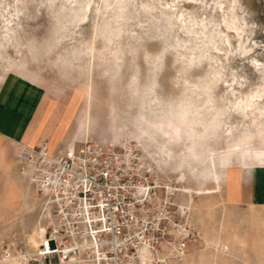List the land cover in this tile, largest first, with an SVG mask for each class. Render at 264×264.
I'll return each instance as SVG.
<instances>
[{"label": "rangeland", "instance_id": "obj_1", "mask_svg": "<svg viewBox=\"0 0 264 264\" xmlns=\"http://www.w3.org/2000/svg\"><path fill=\"white\" fill-rule=\"evenodd\" d=\"M88 2L89 7L84 9L85 0H0V82L2 73H15L45 90L43 107L29 134L36 140L43 136L55 151L68 146L71 140H75V147L88 140L120 148L163 179L181 207L192 210V222L199 235L188 255L175 264H264V204L228 205L224 198L227 181L223 179L225 169L235 164L229 147L238 136L248 133L257 149L264 137L259 134L264 132V117L257 111L264 106V95L251 100V107L240 109L238 116L232 111L250 96L264 93V0ZM209 45L220 51L208 52L202 60ZM170 61L174 67H170ZM190 64L208 67L194 79L192 73L197 69L186 71ZM154 68L160 71L153 72ZM153 75L157 86L148 92L144 83ZM19 76L16 77L32 85ZM133 81L134 94L130 96L128 83ZM89 84L93 88L90 110L85 92ZM209 86H213L210 99L206 95ZM174 98L175 104H170ZM221 109L224 114L216 117ZM88 110L91 132L84 138L80 124ZM212 117L216 119L214 128L223 129V120L231 133L222 142L208 139L212 131L206 126ZM49 123L55 124L54 128ZM10 144L12 151L7 146L0 155V166L4 165L6 172L0 174V203L4 189L7 194L16 192L12 178L18 173L14 163L16 146ZM163 144L173 151L172 158L190 156L183 163L187 176L184 184L177 181L167 165L154 160ZM206 146L213 152L205 150ZM193 149L199 152L196 158L192 157ZM208 156L220 177L221 192L194 195L192 200L175 192L179 187L196 188L203 183L204 187H213L202 175L209 165ZM190 165H196L194 174L189 171ZM238 165L233 167V175L234 169L243 172L242 166L256 165L255 172H261L264 178V162L249 158V154L241 155ZM24 180L22 208L21 203L16 212L0 207V260L30 251L29 261L43 249L51 250L44 247L46 241L38 247L28 244L45 210L43 198L27 177ZM42 217L41 222L48 228V219Z\"/></svg>", "mask_w": 264, "mask_h": 264}, {"label": "built area", "instance_id": "obj_2", "mask_svg": "<svg viewBox=\"0 0 264 264\" xmlns=\"http://www.w3.org/2000/svg\"><path fill=\"white\" fill-rule=\"evenodd\" d=\"M18 170L52 217L45 248L29 261L67 264H175L199 235L192 210L181 207L165 181L117 147L86 142L51 153L47 141L23 146ZM90 242L81 254L80 244Z\"/></svg>", "mask_w": 264, "mask_h": 264}, {"label": "crops", "instance_id": "obj_3", "mask_svg": "<svg viewBox=\"0 0 264 264\" xmlns=\"http://www.w3.org/2000/svg\"><path fill=\"white\" fill-rule=\"evenodd\" d=\"M13 75L19 76L15 73ZM13 75L1 74L3 81L0 82V155L7 146H10V151H12L13 145L11 146L10 143L16 146L14 163L18 173L15 177L19 181L12 177L16 185V192L7 194L4 189L0 207L4 206L9 208L10 211L16 212L19 203H21L20 209L22 208L20 195L24 193L26 185L24 177L18 170L17 154L22 146L34 147L45 140L43 136L36 140L32 134H29L30 128L34 125L39 111L43 107L45 90L41 85L23 76L19 77L32 82V85L26 84V82ZM51 121L52 118L50 123ZM54 125H52L53 128ZM242 167L245 168L246 172L238 171L226 183L224 198L227 204L235 207L264 204V178L262 173L255 172L256 165H244ZM0 174L1 176L6 174L4 165L0 166ZM250 174H254V176ZM0 190H2L1 187ZM1 218L2 215L0 214Z\"/></svg>", "mask_w": 264, "mask_h": 264}, {"label": "bare ground", "instance_id": "obj_4", "mask_svg": "<svg viewBox=\"0 0 264 264\" xmlns=\"http://www.w3.org/2000/svg\"><path fill=\"white\" fill-rule=\"evenodd\" d=\"M92 1V0H91ZM109 4V3H108ZM89 2H88V4H87V7L85 8L84 7V9H87L88 7H89ZM86 11H88V10H86ZM85 15V14H84ZM235 18V17H234ZM231 19V18H230ZM230 21V20H229ZM228 21V22H229ZM227 22V23H228ZM232 22V21H231ZM230 22V24H232ZM236 23V22H235ZM227 26L229 27V28H233L231 25H229V23L227 24ZM233 26H236V25H233ZM227 27V28H228ZM239 28V27H238ZM236 30V29H235ZM8 31H10V30H8ZM189 32V31H188ZM238 32H239V30H238ZM240 33V32H239ZM218 35V34H217ZM220 36V35H219ZM228 38V37H227ZM226 38V39H227ZM225 39V40H226ZM228 42H229V40H228ZM210 43V42H209ZM211 44V43H210ZM108 53V52H107ZM105 55V54H104ZM218 74V73H217ZM218 79V78H217ZM85 92H86V94H87V107H88V109L90 110V107H91V101H92V99H93V88H92V85L91 84H89V85H87L86 86V88H85ZM264 95V93L263 94H257V95H252V96H250L249 98H248V100L247 101H243L244 103H243V105L240 107V109L241 110H243V111H245L247 108H250L251 107V100L253 101V99H260L262 96ZM64 104V103H63ZM256 105V104H255ZM264 105V104H263ZM57 108V107H56ZM230 108V107H229ZM61 110H63V109H61ZM88 110V112H87V115H86V118L81 122V124H80V132H81V136L82 137H84V138H87V137H89L88 135H89V133L91 132V115H90V111ZM257 110V109H256ZM256 110H255V112H256ZM55 111V110H54ZM187 111V110H186ZM257 111H260V113L259 114H261L263 117H264V106L259 110V108H258V110ZM189 112V111H188ZM188 112H186V113H188ZM247 112V111H246ZM254 112V111H253ZM227 113V112H226ZM248 113V112H247ZM222 114H224L223 112H222ZM183 115H185V114H183ZM244 115V114H243ZM176 116V115H175ZM180 116H182L181 114H180ZM186 116V115H185ZM222 116V115H221ZM224 116V115H223ZM184 117V116H183ZM182 117V118H183ZM260 117V116H259ZM187 118V117H186ZM63 119V118H62ZM195 119V118H194ZM197 119V118H196ZM212 119H213V117H212ZM211 119V120H212ZM180 120H181V118H180ZM187 120H191V119H187ZM210 120V121H211ZM255 120V119H254ZM209 121V122H210ZM253 121V120H252ZM187 122V121H186ZM195 122V121H194ZM255 122V121H254ZM264 122V121H263ZM58 123V122H57ZM188 123H192V121H190V122H188ZM187 124V123H186ZM185 124V125H186ZM194 124V123H193ZM195 124H198V123H195ZM181 126H182V124H181ZM191 126V125H190ZM264 126V125H263ZM262 126V127H263ZM64 127H65V124H64V126H62L61 127V131H63L64 130ZM194 127H196V125H194ZM207 127V126H206ZM186 128V127H185ZM198 128V127H197ZM187 129V128H186ZM263 129V128H262ZM177 130V129H176ZM178 131H180V130H178ZM198 131V130H197ZM201 131V130H200ZM203 131V130H202ZM263 131V130H262ZM191 132V131H190ZM196 132V131H195ZM192 133V132H191ZM200 133V132H199ZM76 135V134H75ZM180 136V135H179ZM242 137H243V139H242ZM155 138V137H154ZM83 139V138H82ZM197 140V139H196ZM196 140H195V142H196ZM74 142H75V140H74ZM74 142H72V140H71V142H70V144L68 143V146L66 145L65 147L66 148H68L69 149V151L70 152H73V151H75V149L77 148V147H75V144H74ZM86 142H88V140L87 141H85V142H82V144L83 143H86ZM192 143V142H191ZM158 144V143H157ZM194 144V143H193ZM47 146H48V148H49V150H50V152L51 153H53L55 150L54 149H52L51 147H50V144H49V142H47ZM157 146V145H156ZM23 147V146H22ZM62 147V146H61ZM60 147V148H61ZM259 147L260 148H262V149H259ZM230 149V153H232L233 154V156L235 157V164L234 165H232V166H228L226 169H225V171L223 172V179H224V181H225V179H226V181L228 182L229 181V179L233 176V174H232V169H233V167L235 166V167H240L239 165H238V163H239V161H240V158H241V155H244V156H247L248 154H249V158H252V159H254L255 161H257V159H256V155L257 154H259V153H261V152H264V137L263 138H261L260 139V146H258V149H257V147H254L253 146V144L249 141V134L248 133H241L239 136H238V138H237V140L236 141H234V143L229 147ZM253 148V149H252ZM254 148H256V149H254ZM198 149V148H197ZM203 149V148H202ZM205 150H207L209 153H212L213 152V150L210 148V147H208V146H206L205 147ZM226 150V149H225ZM20 151H21V148H20V150H19V152H18V154H17V159H18V156H19V154H20ZM219 151V150H218ZM156 152V151H155ZM160 154H159V157H154V156H156L155 154H157V153H153V155L154 156H152V157H154V160H156L157 161V163L158 164H164L165 166L167 165L168 166V168L170 169V171H171V173H173V174H175L176 175V177H177V181L180 183V184H184L185 183V181H186V174H185V168H184V162H186L187 161V159H188V157H190V156H187L186 154H184L183 156L180 154V155H177V157L176 158H172L173 157V151L170 149V148H168V146L167 145H165V144H163V145H161V147H160ZM215 152V151H214ZM149 153L151 154L152 152L151 151H149ZM214 154V153H213ZM212 155V154H211ZM225 155V154H224ZM199 156V152L198 151H196V150H192V157H198ZM227 156V155H226ZM133 156H131L130 158H132ZM175 157V156H174ZM212 157V156H211ZM216 157H219V156H216ZM223 157V156H222ZM207 158H210L209 156L207 157ZM230 158V157H229ZM231 158H233L232 156H231ZM200 160V159H199ZM198 160V161H199ZM19 161V160H18ZM201 161V160H200ZM220 161V160H219ZM224 161H225V158H224ZM223 161V162H224ZM204 162V161H203ZM206 162V161H205ZM218 162V161H217ZM214 163V162H213ZM212 160H211V158L209 159V165H208V168L206 169V171H203V173H202V175H203V177L204 178H206L208 181H210L211 183H213L214 185H213V187L212 188H207L206 186L204 187V183L203 184H199V186L198 187H196V188H192V187H187V186H184V187H179V188H177V190L175 189L174 191L175 192H177V193H180V194H183V195H185V196H187V197H190V199L195 195V196H198V197H204V196H210V195H214V194H217V193H220L221 192V185H220V183H219V180H220V177L218 176V174L216 173V172H214L213 171V169H212ZM227 164V163H226ZM203 165V164H202ZM218 165H220V164H218ZM200 166V165H199ZM207 166V165H206ZM222 167H224V166H222ZM197 168H196V165L195 166H191L190 165V167H189V171L190 172H192L193 174L197 171L196 170ZM234 171H235V173L234 174H236L237 172H238V170L237 169H234ZM189 172V173H190ZM192 173H191V175H192ZM21 174V173H20ZM22 175V174H21ZM220 175V174H219ZM22 176H24V175H22ZM24 177H26V176H24ZM197 177V176H196ZM199 178V177H198ZM200 179V178H199ZM198 180V179H197ZM223 181V182H224ZM31 183V182H30ZM198 183V182H197ZM205 185H207V184H205ZM29 186H31V184L29 185ZM181 186V185H180ZM192 200V199H191ZM186 201V200H185ZM190 202V201H189ZM45 201H44V199H43V210H45ZM191 203V202H190ZM43 214V213H42ZM44 215V216H43ZM42 216L40 215V217H39V219H38V225H39V227H34V229H33V233L31 234V236H30V238H29V245L31 246V247H33V246H41V244H43L47 239H46V233H47V227L45 226V225H43V223L41 222V217L42 218H44L45 216L48 218V217H52V214H51V212H50V210H49V207H47L46 206V211H44V214H43ZM44 220V219H43ZM45 245V244H44ZM29 246V247H30ZM28 248V247H27ZM43 249V248H42ZM50 249H52L51 247H50ZM88 249H90V242L88 241V240H85V241H83V243H81L80 244V250H81V254H83V253H86L87 252V250ZM30 250V249H29ZM43 252H46V253H50L51 252V250H47V251H45V249H43ZM42 252V253H43ZM25 253V252H24ZM32 256V254L30 253V251H27V253L25 254V255H20V256H14V257H5V256H3L2 257V259L0 260V264H28V262L30 261H28V259L30 258ZM215 258V257H214ZM84 259V258H83ZM83 259L81 258V257H78V256H70V259H69V261H67V264H85V263H88V262H85V261H83ZM216 259V258H215ZM214 259V260H215ZM217 260V259H216ZM26 261H28V262H26ZM215 264V263H214Z\"/></svg>", "mask_w": 264, "mask_h": 264}, {"label": "snow or ice", "instance_id": "obj_5", "mask_svg": "<svg viewBox=\"0 0 264 264\" xmlns=\"http://www.w3.org/2000/svg\"><path fill=\"white\" fill-rule=\"evenodd\" d=\"M86 4H88V0H85ZM193 6H197L198 5H193ZM209 7H211V5H209ZM221 43H226V41H221ZM229 47H231V44L228 45ZM262 47H264V45H262ZM219 48L217 47H213L211 45L208 46V50L207 52H205L202 56H201V59L203 60L205 58V56L208 55V52H219ZM262 55H264V53H262ZM210 59V57H208ZM221 58L224 59L223 55L221 54ZM156 63L158 64L159 63V57L156 58ZM253 64H256V61H252ZM175 65L170 61V67H174ZM193 67H195L197 70L196 71H193L192 73V76L194 79L198 78L200 75H202V71L201 69L202 68H206L208 67V65H200V64H196V65H189L188 68L186 69V71H189L191 70ZM160 69L159 68H154L153 69V72H159ZM233 84L236 83L235 80L232 81ZM157 85L155 83V76L153 75L149 80L145 81L144 83V87L145 89L150 92L152 91L153 88H155ZM225 87L227 88V85H225ZM134 88V81L133 82H129L128 83V89H129V95H133L134 93L131 91L132 89ZM213 92V86H209L207 89H206V95H208L209 99L211 97V94ZM235 95V94H234ZM170 104H175V98L172 99L170 101ZM232 111L238 116L240 114V106L237 105L236 108L232 109ZM223 110H218L216 112V117H220L221 114H222ZM221 123L222 124H225V127L223 129H220L218 126L217 127H213V125H216V119L213 118L210 122H208L207 124V128L208 129H211L212 131V134L211 136L208 137V139L210 141H217V142H222L223 139L225 138V136H228V135H231L230 132L227 131V125H226V122L221 120ZM261 136H264V132H260L259 133ZM243 139V137H242ZM256 159L261 161V162H264V152H261L259 154L256 155Z\"/></svg>", "mask_w": 264, "mask_h": 264}]
</instances>
